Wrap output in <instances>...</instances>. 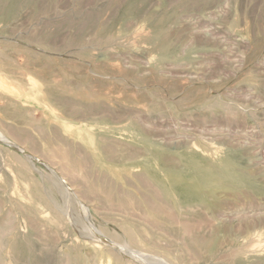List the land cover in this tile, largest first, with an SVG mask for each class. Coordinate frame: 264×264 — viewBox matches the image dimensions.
Returning <instances> with one entry per match:
<instances>
[{"label":"rangeland","instance_id":"obj_1","mask_svg":"<svg viewBox=\"0 0 264 264\" xmlns=\"http://www.w3.org/2000/svg\"><path fill=\"white\" fill-rule=\"evenodd\" d=\"M0 264H264V0H0Z\"/></svg>","mask_w":264,"mask_h":264},{"label":"bare ground","instance_id":"obj_2","mask_svg":"<svg viewBox=\"0 0 264 264\" xmlns=\"http://www.w3.org/2000/svg\"><path fill=\"white\" fill-rule=\"evenodd\" d=\"M6 2V1H5ZM8 4V3H7ZM10 5H12V3L10 4ZM126 37V36H125ZM135 38V37H134ZM10 41V40H9ZM140 46V45H139ZM143 47H145V46H143ZM140 48V47H139ZM142 48V47H141ZM140 48V49H141ZM149 51V50H148ZM34 53V52H33ZM150 54V53H149ZM2 56V55H1ZM5 56V55H4ZM29 78V77H28ZM3 80V79H2ZM5 83V82H4ZM47 106V105H46ZM114 139V138H113ZM110 140V139H109ZM211 147V146H210ZM219 148V147H218ZM145 149V148H144ZM194 149V148H193ZM207 149V148H206ZM212 151H213V149L212 148H210ZM214 152V151H213ZM213 152L211 153L210 152V154H211V156H213L212 154H213ZM204 153V152H203ZM207 154V153H206ZM209 154V155H210ZM215 155V154H214ZM214 157V156H213ZM179 160V159H178ZM220 162V161H219ZM168 165V164H167ZM171 168V167H170ZM172 169V168H171ZM172 172V171H171ZM174 172V171H173ZM203 172V171H202ZM251 172V171H250ZM207 173V172H206ZM210 174V173H209ZM209 174H205V175H200L199 174V178H197L196 179V181L193 183V181L191 180V182L190 183H187V181H186V184H184L183 183V185H182V188H184V187H186V188H190V187H192V186H194L195 187V191H199V189H202V187H203V189H204V187L205 186H207L208 185V183H210L211 182V180H215L214 178H213V176H211V175H209ZM182 177V176H181ZM188 178H190V177H188ZM187 178V179H188ZM192 178V177H191ZM168 183H167V186H168V188H176V187H179L178 185H176V182L173 180V178H172V176L171 175H168ZM212 181V182H213ZM182 182H184V181H182ZM180 184V183H179ZM149 185V184H148ZM161 185V184H160ZM153 186V185H152ZM166 189V188H165ZM205 189H206V187H205ZM204 189V190H205ZM156 190V189H155ZM242 190V189H241ZM202 191V190H201ZM157 192H158V189H157ZM160 193V192H159ZM196 194H197V192H196ZM199 194V193H198ZM200 195V194H199ZM47 196V195H46ZM197 196V195H196ZM160 198V197H159ZM159 198H157V199H159ZM201 198V197H200ZM233 198V197H232ZM202 199V198H201ZM160 201H161V199H159ZM171 200V199H170ZM166 201V200H165ZM200 201H202V200H200ZM196 202H198V203H200L199 202V198H197V201ZM149 203H151V202H149ZM200 204H202V203H200ZM216 204V203H215ZM150 205H153V203H151ZM165 206V205H164ZM214 206V205H213ZM163 207V206H162ZM210 207H211V205H210ZM56 208V207H55ZM58 208V207H57ZM207 209H209V207L207 208ZM215 209V208H214ZM192 210H194V209H192ZM210 210V209H209ZM59 211V210H58ZM161 212H163L162 210H161ZM61 216V215H60ZM65 222V221H64ZM59 223V222H58ZM60 226H62V225H60ZM59 226V227H60ZM129 233H131V232H129ZM133 236V235H132ZM135 239V238H134ZM130 241V240H129ZM249 243V242H248ZM77 247V246H76Z\"/></svg>","mask_w":264,"mask_h":264}]
</instances>
